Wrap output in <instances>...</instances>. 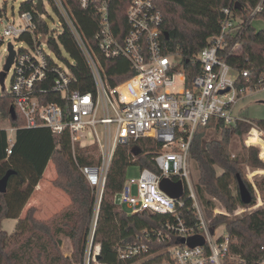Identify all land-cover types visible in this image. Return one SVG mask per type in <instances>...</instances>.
Listing matches in <instances>:
<instances>
[{
    "label": "built area",
    "instance_id": "2783aa9c",
    "mask_svg": "<svg viewBox=\"0 0 264 264\" xmlns=\"http://www.w3.org/2000/svg\"><path fill=\"white\" fill-rule=\"evenodd\" d=\"M51 1L90 67L95 92L82 93L73 88L70 70L59 66L40 49V38L44 35L36 34L38 25L33 12L21 11L18 25L13 20L4 26L0 49L7 45L9 58L12 43L6 41L14 38L26 42L31 52L12 44L14 61L5 77L6 81L13 70L12 85L7 90L5 81L4 89L0 82V95L12 98L11 107L24 123L10 124L9 128L0 127V130L7 134L8 154L12 153L20 129L44 128L56 135L68 133L73 147L78 144L97 147L99 163L81 167L97 196L85 264L91 261L99 206L116 149L120 144L144 138L162 144L153 156L157 171L140 167L139 176L126 179L119 193V205L131 210L129 214L149 212L170 218L160 229L145 231L138 242L120 246L119 259L127 261L142 256L133 264H144L158 257H163L160 264H249L243 257L231 253L233 240L225 225L214 224V218L221 212L215 210L213 217H209L198 196L192 145L198 129L207 126L211 119L221 120L227 126L249 122L236 114L234 107L248 93L264 91V70L255 87L239 88V77L242 75L249 82L251 71H237L229 64V56L242 52L241 43L232 44V40L238 38L248 24L257 29V23L264 22L258 17L264 12V0H258L255 5H241L238 11L223 10L220 34L194 58L201 72L190 86L183 68L173 60L177 55L163 52L164 15L153 0H131L126 11L129 29L123 38L113 31L109 0H78L81 8L93 10L99 19L95 39L103 56L125 58L133 68L134 74L116 86L105 80L99 57L81 33L67 1ZM33 3L36 7V2ZM28 35L31 41L22 40ZM232 72L237 75L233 76ZM178 80L180 89H177ZM51 97L53 99L49 100ZM251 135L259 138V142L247 144L258 146L259 157L264 161V131L254 125L249 139ZM164 180L172 184L180 182L182 195L173 198L167 194L161 187ZM184 209L193 219L183 214ZM245 211L241 209V213ZM195 236L201 237L204 243L191 247L182 242ZM152 244H168V247L149 253ZM99 251L97 246L94 259ZM262 252L254 264H264V247Z\"/></svg>",
    "mask_w": 264,
    "mask_h": 264
},
{
    "label": "trees",
    "instance_id": "16d2710c",
    "mask_svg": "<svg viewBox=\"0 0 264 264\" xmlns=\"http://www.w3.org/2000/svg\"><path fill=\"white\" fill-rule=\"evenodd\" d=\"M46 1L58 14L52 1ZM66 1L81 33L99 57L105 80L111 86H116L131 77L134 71L127 59L122 57L108 59L99 51L95 39L99 19L93 10H84L78 0ZM153 1L164 15L163 30L168 33L167 37L162 38L163 52L181 58L180 66L186 75L188 86L201 72L199 63L194 61L195 56L209 45L212 38L220 34L224 19L223 10L230 8L238 11L239 9L235 7L238 2L241 5H255L258 2V0ZM130 3L131 0H109L112 28L120 38H123L129 29L126 11ZM35 9L33 1L28 0L22 4L21 11L33 12L38 25L36 34L47 36L49 33L47 21ZM258 17L264 19V12ZM24 39L31 41L32 37L28 35L22 38ZM235 42L241 43L242 52L229 56V64L239 72L245 69L251 71L250 81L241 75L237 85L239 88L255 87L260 73L264 70V28L257 30L255 26L248 24L241 35L232 40V44ZM48 45L68 66L73 75V88L82 93L95 92L90 67L64 24L62 32L57 38H50ZM62 50L72 62L62 56ZM52 99L51 97L49 100ZM12 102L10 96L0 95V120L10 121L13 126L22 125L24 121L18 114L15 119L10 114ZM244 116L249 122L241 121L236 126H227L221 120L217 122L211 119L207 126L200 127L192 145V159L198 169L196 183L198 196L206 207L208 216L213 217L216 210L214 200H218L228 214H217L214 224L225 225L226 232L233 240L231 253L243 257L249 264H254L263 253L264 207L242 217L228 216L239 207L249 208L257 202L255 190L245 176L244 163L252 170L264 169V163L259 159V150L253 146L247 148L246 159L241 155L232 156L231 146L235 138L247 136L254 125L264 131V120H253L247 115ZM211 130L220 133V137L209 138ZM8 147L7 134L0 130V179L8 171H15L8 181L7 191L0 193V264H84L97 196L82 174L81 167L99 163L91 154L97 147L79 144L73 147L68 133L56 135L44 128L18 130L11 154H8ZM161 147L160 142L149 138L118 145L107 174L94 234L93 248L99 246L100 251L95 260L91 258L90 264L137 262L142 256L127 261L120 260L119 247L138 242L145 231L160 229L170 218L167 215L149 212L129 214L114 201V197L123 189L126 172L131 165L157 171L153 156ZM50 162L56 169L52 185L71 200V206L49 221L37 219L36 209L30 208L23 220V231L14 238L13 244L9 245V235L1 229L2 221L20 217L35 188L44 179ZM239 176L252 195V202L248 205L242 202L239 194ZM183 214L193 219L187 209L183 210ZM57 238L66 253H70L72 243L74 262L62 254ZM166 247L168 244H152L149 253ZM162 261L163 257H158L144 264H160Z\"/></svg>",
    "mask_w": 264,
    "mask_h": 264
},
{
    "label": "rangeland",
    "instance_id": "374dc122",
    "mask_svg": "<svg viewBox=\"0 0 264 264\" xmlns=\"http://www.w3.org/2000/svg\"><path fill=\"white\" fill-rule=\"evenodd\" d=\"M26 1L28 0H8L7 2H5L4 0H0V36L3 34L4 26L9 21L11 23L13 20H15V23L17 25L20 23V13L22 9V4L25 3ZM44 9H45V13L43 14V17L47 21L50 33L47 36H42L40 38V42H41L40 49L43 50L45 55L50 57L52 60H54L59 66L67 69L68 66L65 64V62L59 59L48 45V40L50 38L52 37L57 38V36L62 32L61 18L46 0H44ZM256 26H258L257 30H262L264 28V22H258ZM8 42L12 43L16 48H23L24 50L31 52V47L26 42L18 41V40H15L14 38H8L6 43ZM6 46L0 49V72L4 69L7 58H8V52L6 51ZM62 56L68 59L70 62H72V60L70 59V57L67 55V53L64 50H62ZM173 60H175L177 64L180 66L181 58L177 56V57H174ZM232 75L236 76L237 74L235 72H232ZM12 77H13V70H11L8 73L6 81H5V87L7 90L11 89ZM180 88L181 87H180L179 80H178L177 89H180ZM234 110L236 114L242 115L243 113L244 115H247L249 118L253 120H264V91L258 90L256 92L248 93L242 100H240L237 103V105L234 107ZM244 115L243 117H245ZM0 127L7 129L10 127V123L8 121L1 120ZM253 135H256V132ZM219 137H220V133L216 132L215 130L209 131V138H219ZM249 137H250V133L241 139L235 138L233 140L232 146H231V153L233 157L241 155L244 159H246V150L247 148L252 147V146L257 148L260 153V148L258 146H254V145L249 146L247 144V142L251 144L252 143L257 144L259 142V138H255L252 135L250 139ZM91 154L96 160H98L99 158L98 150L91 151ZM262 162L264 163V161ZM140 169L141 168L138 165H131L126 172V179L129 180L133 177L139 176ZM193 170H194L195 181H197L198 180V169H197L195 162H194ZM244 173H245L246 178L250 181V183L252 184V187L255 190L257 202H256V205L251 206L249 208L239 207L234 212L229 213L228 216L232 218L242 217L245 214L251 213L259 208L264 207V169L252 170L251 168L248 167L247 163H244ZM55 176H56L55 166L52 162H50L46 168V171L44 173V179H43V183L46 185V188H48L49 190H53V191L56 190L54 186L52 185V181L55 178ZM61 193L64 194L63 192ZM114 201L118 205L120 204L119 194H117L114 197ZM214 201L216 203L217 211L224 213V214H228L226 209L222 206V204L218 200H214ZM38 202H36L35 204L39 205ZM53 206H54V203H53ZM30 208H33V207H30V202H29V204H27L24 210L21 212L20 217L18 219H6L2 222L1 229L5 230L8 233L9 245L13 244L14 238L18 234H20L21 231H23V228H22L23 220L25 219L27 212ZM122 208L128 213H131V210H129L126 206H122ZM241 209H246V211L241 213ZM35 216L37 217V219L41 220L40 213L39 214L35 213ZM58 238H57V244L59 246L60 251L62 252L63 255L70 257L74 262L72 243H71L72 247H71L70 253H66L64 252V250L61 248L60 244L58 243ZM95 253H96V248L94 249L92 247L91 258L94 257Z\"/></svg>",
    "mask_w": 264,
    "mask_h": 264
},
{
    "label": "water",
    "instance_id": "95a60500",
    "mask_svg": "<svg viewBox=\"0 0 264 264\" xmlns=\"http://www.w3.org/2000/svg\"><path fill=\"white\" fill-rule=\"evenodd\" d=\"M36 2V8H37V12L39 15H43L44 13V0H32ZM235 7L237 9H241V3H236ZM165 36H168V33H165ZM9 51H10V57L7 60V63L4 67V71L0 74V82L3 86L4 89V81H5V77L7 72L10 70L13 61H14V56H15V52L13 50V46L12 44L9 45ZM10 114L12 116L13 119L16 118V112L15 109L13 107L10 108ZM15 174L14 170H10L7 172V174L0 179V193H5L7 191V185H8V181L10 179V177L12 175ZM162 189L169 194L171 197L173 198H179L182 193H183V188H182V184L180 182L172 184L167 180H164L161 184ZM238 187H239V194L241 197V200L244 204H250L252 202V195L250 193V191L248 190L246 184L244 183V181L241 179V177H238ZM182 242H186L188 245H190L191 247H195L198 245H202L204 243V240L199 237V236H195V237H191L187 240H182ZM98 259V258H97Z\"/></svg>",
    "mask_w": 264,
    "mask_h": 264
},
{
    "label": "crops",
    "instance_id": "0c3cea01",
    "mask_svg": "<svg viewBox=\"0 0 264 264\" xmlns=\"http://www.w3.org/2000/svg\"><path fill=\"white\" fill-rule=\"evenodd\" d=\"M55 189L56 190L53 191L46 188V185L42 180L35 188V191L29 200L30 207L36 209V214L40 213V219L43 221L51 220L53 216H56L58 213L71 206V200L66 195L62 194V191L60 192L57 188ZM36 202H38L39 205H36ZM52 202L54 203V206Z\"/></svg>",
    "mask_w": 264,
    "mask_h": 264
}]
</instances>
